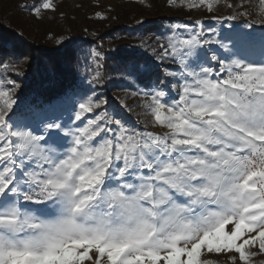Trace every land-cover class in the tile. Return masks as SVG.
I'll use <instances>...</instances> for the list:
<instances>
[{"label":"snow or ice","instance_id":"obj_1","mask_svg":"<svg viewBox=\"0 0 264 264\" xmlns=\"http://www.w3.org/2000/svg\"><path fill=\"white\" fill-rule=\"evenodd\" d=\"M181 3L213 12L219 0ZM226 6L233 13L218 22L242 24L207 35L198 20V31L160 45L155 58L178 65L163 80L150 60L123 65L121 79L137 88L148 118L143 131L109 115L96 95L101 52L89 53L88 90L23 102L8 73H24L0 45V264L264 257V0ZM20 7L41 19L57 5ZM152 77L150 90L138 88Z\"/></svg>","mask_w":264,"mask_h":264},{"label":"rangeland","instance_id":"obj_2","mask_svg":"<svg viewBox=\"0 0 264 264\" xmlns=\"http://www.w3.org/2000/svg\"><path fill=\"white\" fill-rule=\"evenodd\" d=\"M39 2L40 0H0V17L7 23L16 25L17 29L22 32L25 31L24 33L31 37L37 46L62 47L58 41L62 40L64 44L76 37L91 38L104 43L101 36L114 27L124 26L132 30L147 22L171 20L166 23L160 33L150 32L144 37H115L108 40L107 45L105 44L107 49L116 45L131 44L140 51L146 52L152 58V63L160 65L161 80L164 79L166 71L176 72L178 65L171 59L161 62L155 58L156 54L161 51L160 45H167L169 40L175 37L186 38L193 30L198 31L200 29V26L196 24L198 20L201 21L207 35L211 34L209 30L223 33L228 31L230 26L243 23L242 19L236 21L225 19L219 22L217 20L218 17L231 15L233 9L228 8L226 4H235L237 0H219L213 12H209L204 7L189 9L181 3V0H176L175 3H170V0H53L57 5L56 11H43L41 19H36L27 8L20 7V5L38 4ZM98 13L103 18H100ZM257 32H259V26H257ZM92 51L96 49L93 48ZM217 51L219 54H224L222 49ZM8 77L16 80L20 85L25 80L24 75L17 76L14 72L8 73ZM154 81L155 78L139 83L138 88L148 91L150 89L146 87V84H153ZM89 88L87 78L76 90H88ZM135 91L137 88H128L124 80L114 90L104 85L95 86L96 95L108 101L105 108L109 115L116 114L118 118L127 121L130 126L143 131V121L148 118L142 114V107L138 106L139 98L132 94ZM18 97L23 102L30 101L22 97L21 91L18 92ZM121 100L132 110L128 111L124 108L120 103ZM148 130L163 131L160 128H149ZM219 260L220 264H225L226 258L220 256ZM261 261H264V257L255 258L256 264H260Z\"/></svg>","mask_w":264,"mask_h":264},{"label":"trees","instance_id":"obj_3","mask_svg":"<svg viewBox=\"0 0 264 264\" xmlns=\"http://www.w3.org/2000/svg\"><path fill=\"white\" fill-rule=\"evenodd\" d=\"M168 21L171 20L147 22L132 30L117 26L101 36L104 43L91 38L76 37L66 41L63 47L53 48L37 46L31 37L24 33L25 31L22 32L16 25H11L0 17V45L7 52L3 58L16 62L24 73L25 80L20 89L22 97L30 101L36 97L56 101L73 87L79 88L89 78L92 69L95 68L89 57L93 48L102 53L100 59V64L103 65L100 72L104 77L102 85L116 89L123 81L121 79L123 65L129 59H136L141 63L145 60L152 63L153 60L146 52L131 44L116 45L107 49L108 40L123 36L144 37L150 32L160 33ZM68 51L74 53L70 60L66 55ZM158 71L161 77L162 69L159 67Z\"/></svg>","mask_w":264,"mask_h":264}]
</instances>
